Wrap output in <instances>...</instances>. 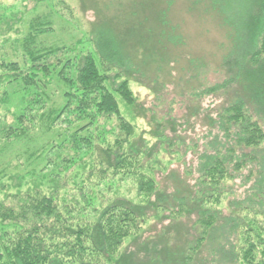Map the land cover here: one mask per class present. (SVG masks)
<instances>
[{
    "label": "trees",
    "instance_id": "16d2710c",
    "mask_svg": "<svg viewBox=\"0 0 264 264\" xmlns=\"http://www.w3.org/2000/svg\"><path fill=\"white\" fill-rule=\"evenodd\" d=\"M252 1L255 8L250 15L255 14V24L260 23V29H248L251 50L240 59L237 52L227 56L222 63L224 68L264 71V0ZM50 30L53 29L48 20L37 19L22 40L5 38L0 44V80L5 84L0 85L13 89L16 97V89L22 84L25 93L20 108L18 105L17 109L8 110L0 123V143H27L34 139L36 129L48 134L57 132V138L31 156L27 154L28 165L32 167L33 158L37 162L42 153L58 155L69 148L72 155L60 156V164L67 166V174L75 168L82 169L83 185L99 175L108 181L124 175L133 180L137 196L143 198L140 209L155 197L162 202L157 207L163 217L179 219L185 211L191 212L196 220L189 216L188 219L197 238L182 256L184 264H264V228L260 227V218L264 219V80L243 88L236 86L240 81L234 74L211 87L202 85L188 98H216L223 93L229 103H214L208 117H195L193 123L181 118L175 123L158 120V136L153 135L155 144L143 138L136 141V125L121 110L135 109L137 99L120 71L114 70L116 64L112 63L119 53L112 39L101 34L94 40L95 45L102 47V51H97L99 57L91 53L79 56L76 48L42 46L39 39ZM80 45L77 43L76 47ZM21 48L24 51L19 52ZM54 79L60 91L65 92V103L58 106L45 104L50 100L46 90ZM231 86L235 87L234 95L229 91ZM5 94L10 102V93ZM175 106L176 103L167 106L168 116H173ZM114 118L118 132L99 127L102 121ZM199 125L200 138L177 137L180 130L188 135ZM166 128L177 141L168 138ZM95 133L101 134L95 137ZM106 135L114 141L104 147ZM182 146L185 152L197 155L194 192L187 197L171 194L167 198L157 189V172L166 170L164 158L174 156L175 149H183ZM93 151L96 157L89 155ZM22 157L17 155L16 161L20 163ZM81 162L90 167L83 171ZM19 165L11 164L9 168L17 169ZM5 171L0 172V228H7L3 232L0 229V264H115L125 240L142 230L141 219L150 218L139 216L130 206L134 203L125 199L103 204L105 209L97 208L93 196L84 193V189L80 190L81 201L78 200L84 206L78 208L76 201L59 196V189L71 183L67 174L60 183H54L49 179L50 173L43 170L14 176ZM240 178L246 191L245 198L237 200L227 184ZM7 184L17 192H7ZM225 196L228 216L214 209ZM204 253L206 258H199Z\"/></svg>",
    "mask_w": 264,
    "mask_h": 264
},
{
    "label": "rangeland",
    "instance_id": "374dc122",
    "mask_svg": "<svg viewBox=\"0 0 264 264\" xmlns=\"http://www.w3.org/2000/svg\"><path fill=\"white\" fill-rule=\"evenodd\" d=\"M252 2V0H0V44L5 38H12L14 42L22 40L30 32L31 24L35 20L41 19L43 22L48 20L53 30L40 37L39 43L42 46L76 48L77 54L81 53L79 56L91 53L97 58V55L99 57L97 51H102V47L95 45L94 40L101 34L108 35L119 53L118 58L112 63L116 64L114 70L120 71L122 80L129 83L137 99L135 109L128 111L123 108L121 112L128 121L136 125V141L143 138L146 142L155 144L157 140L155 141L153 135L160 126L156 124L158 120L175 123L180 121L177 118H181L193 123L195 117L202 120L204 116L208 117L214 103H229L224 99L223 93L216 98L212 95L204 99L188 98L194 90H200L202 85L211 87L221 79H227L226 75L231 77L234 74L238 75L237 79L241 83H237L236 86L249 87L252 82L262 84L264 71L261 68L248 67L249 69L237 70L222 66L227 56L237 52L240 59L251 50V45L247 43L248 29L250 27L260 29V23L255 24L256 18L253 17L255 14L250 15L255 8ZM77 43L81 45L76 47ZM21 51H24L23 48L19 50ZM55 81L57 80L51 81L50 89L46 90L50 94L49 102L45 103L47 105L58 106V103H65L63 99L65 92L60 91V85ZM0 83L3 84V80H0ZM222 83L224 81H221ZM22 87L20 84L16 89L15 97V94H12L15 93L13 89L0 85L1 124L6 119L4 116L8 110L13 107L17 109L18 105L20 108L23 103L22 93H25ZM234 90V86L229 88L233 95ZM6 92L10 93V102ZM171 103H176V109L172 111L173 116L170 117L165 109ZM155 114H161L162 117L155 118ZM166 116L169 118H164ZM99 127L106 128V132L110 130L118 132L117 118L102 121ZM36 130L33 133L34 139L27 143L15 142L7 146L0 143V172L6 170L5 172L14 176L29 170L33 172L36 169L35 174L43 170L50 173V180L60 183L69 170L67 166L60 164L59 157L72 153L69 152V148L58 155L54 152L52 155L42 153L37 162L36 158H33L35 161H32L34 165L31 167L27 164V154L31 156L37 149L57 138L58 134ZM165 133L169 139L177 141L168 128ZM99 134L101 133H95V137ZM107 135L106 140H103L104 147L114 141L112 136ZM178 135L180 138L196 139L201 137L202 129L199 125L194 133H188L189 136L182 129ZM2 137L0 134V141ZM56 142L60 144V141ZM182 147L183 149H175L174 156L165 157L163 163L166 170L158 169L157 172V189L165 193L167 198L171 194L187 197L194 192L197 155L185 152V146ZM90 154L97 156L94 151ZM17 155H23L20 163L16 161ZM85 156L86 154L83 161L86 160ZM11 164L20 165L17 169H10ZM81 164L83 171L90 167L83 162ZM81 171L82 169L78 167L67 174L71 177L69 178L71 183L59 189V196L62 199L76 201L77 207L81 209L84 204L78 200L81 201L80 190L84 189V193L93 196L97 208L105 209L106 206L103 204L107 205L118 198L125 199L134 203L130 206L139 216L150 217L147 221L145 218L141 219L142 230L125 240L122 253L115 264H184L182 256H185L197 238L192 232L193 224L188 216L193 221L196 218L191 216L190 211H185L184 216L179 219L163 217L157 207L158 202L160 204L162 202L155 197L149 205H142L140 209L143 198L137 196L131 178L122 175L108 181L102 180L99 175L98 179L83 185L80 179ZM78 181L82 182L81 186H77ZM237 182L227 186L237 200L244 199L243 192L246 188L242 185L243 178ZM7 185V192H17V189H11L10 185ZM2 196L0 192V199ZM226 198L225 196L222 203L214 209L228 216ZM245 215L243 214V217ZM260 227L264 228L263 218H260ZM1 228L3 232L7 226ZM204 255L205 253L200 254L199 258H206Z\"/></svg>",
    "mask_w": 264,
    "mask_h": 264
}]
</instances>
